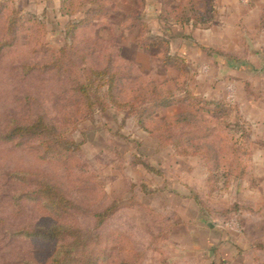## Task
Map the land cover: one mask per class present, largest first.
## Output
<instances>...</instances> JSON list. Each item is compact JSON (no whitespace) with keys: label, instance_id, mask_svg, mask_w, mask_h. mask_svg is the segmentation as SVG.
<instances>
[{"label":"rangeland","instance_id":"374dc122","mask_svg":"<svg viewBox=\"0 0 264 264\" xmlns=\"http://www.w3.org/2000/svg\"><path fill=\"white\" fill-rule=\"evenodd\" d=\"M0 2V136L43 117L73 148L0 139V264H51L62 242L32 233L59 224L99 235L100 264H264V0ZM88 68L119 75L120 106L78 91Z\"/></svg>","mask_w":264,"mask_h":264},{"label":"trees","instance_id":"16d2710c","mask_svg":"<svg viewBox=\"0 0 264 264\" xmlns=\"http://www.w3.org/2000/svg\"><path fill=\"white\" fill-rule=\"evenodd\" d=\"M74 2L75 0H62L61 11L64 15H73L75 11L73 9L75 5ZM9 5L0 2L1 9H7ZM91 11L92 14L99 16L104 9L100 7L92 9ZM19 22H22V20L19 18L18 11L13 7L7 15L6 20L9 34L15 33ZM90 23L91 20L85 18L73 23V25H70L69 27L72 28V31H75V28H84ZM60 52L64 53L65 50L61 49ZM52 67L57 68L58 70L63 69L58 62ZM87 75L88 77L85 81L82 80L77 84L78 91H80L84 97H88L89 92L95 88L107 86L112 103L117 106L121 105L119 99L116 98L115 93L119 85V75L116 72L110 71V68H88ZM157 99L162 101L161 103H163L164 106L169 105V100L164 96H159ZM129 104H133V102ZM0 139L1 141L6 142L38 139L41 141V147L45 153L44 157L51 159L69 157V154H71L73 150L71 147L72 142L61 139L55 127L48 123L43 117L36 118L30 124L22 125L17 123L13 126L10 132L1 135ZM144 165L150 169L148 165ZM36 193L38 199L42 200L46 207L52 212L58 214V216H67L71 214L72 210L75 208V204L68 200V198L62 193V190L54 184L42 183ZM115 210L116 205L114 204L101 213L96 214L99 222L98 225L103 224ZM32 234L47 241L62 242L59 249L55 252L51 264H100L101 261H103V255L98 252L100 250L97 248L100 242V237L99 235H96V233L94 234V232L86 233L82 232L80 228L59 224L53 225L47 230L33 232Z\"/></svg>","mask_w":264,"mask_h":264},{"label":"crops","instance_id":"0c3cea01","mask_svg":"<svg viewBox=\"0 0 264 264\" xmlns=\"http://www.w3.org/2000/svg\"><path fill=\"white\" fill-rule=\"evenodd\" d=\"M15 1L18 2L17 4L26 7L46 6L48 2H51V0H15ZM249 67L254 69V67L252 66Z\"/></svg>","mask_w":264,"mask_h":264},{"label":"built area","instance_id":"2783aa9c","mask_svg":"<svg viewBox=\"0 0 264 264\" xmlns=\"http://www.w3.org/2000/svg\"><path fill=\"white\" fill-rule=\"evenodd\" d=\"M253 1H255V0H241V2H242L243 4H245V5H249V4H251Z\"/></svg>","mask_w":264,"mask_h":264}]
</instances>
